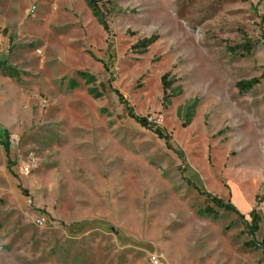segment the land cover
Listing matches in <instances>:
<instances>
[{"label": "rangeland", "instance_id": "rangeland-1", "mask_svg": "<svg viewBox=\"0 0 264 264\" xmlns=\"http://www.w3.org/2000/svg\"><path fill=\"white\" fill-rule=\"evenodd\" d=\"M90 1L0 0V264H264V0Z\"/></svg>", "mask_w": 264, "mask_h": 264}, {"label": "trees", "instance_id": "trees-1", "mask_svg": "<svg viewBox=\"0 0 264 264\" xmlns=\"http://www.w3.org/2000/svg\"><path fill=\"white\" fill-rule=\"evenodd\" d=\"M94 1L91 0L90 3H89V6L92 7V10L94 12H97L96 10L98 9L97 8V4L95 5L93 3ZM100 25L103 27V29L106 31V32H109V27L107 26V24L101 20L100 21ZM166 78L167 77H163L162 79V82L163 84L166 86ZM260 81L258 80H255L251 83H239L237 85V88L242 91V92H245L249 89L252 88V86L254 84H257L259 83ZM132 118L135 119L141 126L145 127V128H150V129H155V133L159 136L160 139H163V140H166L167 144H170V139L167 135H165V133L163 132V130L161 129V127H155L151 124L148 123V120L147 118H138V117H134L132 115ZM179 157L181 159H184V153L183 152H179L178 153ZM200 193L202 195H204L206 197V200L215 204L218 208H221L222 210H225V211H228V212H233L239 216H241L242 218H244L242 215H240V213L236 210V208L231 205V204H225L221 199L211 195L210 193H208L207 191H203V190H199ZM203 214L205 215H208V216H215L216 212L211 208V207H208L206 208L203 212ZM251 219H252V223H251V232L253 234H259L260 233V230H261V223H262V215L257 212L256 210H254L252 213H251ZM257 246H259L262 250H263V253H264V243L261 242L259 245L257 244Z\"/></svg>", "mask_w": 264, "mask_h": 264}, {"label": "built area", "instance_id": "built-area-1", "mask_svg": "<svg viewBox=\"0 0 264 264\" xmlns=\"http://www.w3.org/2000/svg\"><path fill=\"white\" fill-rule=\"evenodd\" d=\"M147 120H148L149 124H151V125H153L155 127H160V125H161V121H158L156 119H152L151 118V119H147ZM155 264H159V262L155 260Z\"/></svg>", "mask_w": 264, "mask_h": 264}]
</instances>
